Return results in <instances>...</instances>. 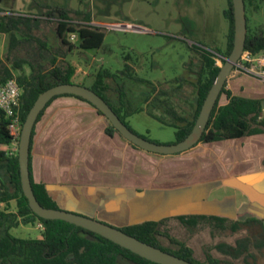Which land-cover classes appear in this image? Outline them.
Wrapping results in <instances>:
<instances>
[{
  "label": "crops",
  "instance_id": "crops-1",
  "mask_svg": "<svg viewBox=\"0 0 264 264\" xmlns=\"http://www.w3.org/2000/svg\"><path fill=\"white\" fill-rule=\"evenodd\" d=\"M13 8L7 11L21 15ZM77 77L74 83L83 84ZM228 90L233 96L264 99V83L245 75L234 74ZM188 91L187 85L181 92L193 101L184 116L191 121L197 109L195 86L192 96ZM227 103L223 96L220 104ZM108 126L105 116L73 96H59L45 108L35 125L29 169L33 184L44 187L57 209L119 229L148 221L180 224V218L189 217L200 218L199 223L222 219L239 223L240 229L264 225V132L199 142L164 156L110 135ZM1 150L16 154L18 145ZM15 207L12 202L11 210Z\"/></svg>",
  "mask_w": 264,
  "mask_h": 264
},
{
  "label": "trees",
  "instance_id": "trees-1",
  "mask_svg": "<svg viewBox=\"0 0 264 264\" xmlns=\"http://www.w3.org/2000/svg\"><path fill=\"white\" fill-rule=\"evenodd\" d=\"M244 1L248 28L245 50H249L258 56L264 51V30L252 31L249 28L248 12L250 10L259 11L264 0ZM227 2L228 6L224 11V17L229 23L226 50H215L226 58L232 52L235 37L233 1L227 0ZM70 14L71 11L68 9L51 6H46L45 12L40 17L23 14L11 15V11H0V34H9L6 59H0V87L10 79L17 81L22 91L23 124L37 98L43 92L57 85L74 83L76 68L67 61L65 52L61 54L64 49L70 54L75 50H95L103 46L105 33L99 27L78 26L72 22ZM86 20L91 22L90 18ZM51 22L56 23L55 35L59 41V47L55 51L52 50L47 41L35 33L41 30L42 24ZM66 34L76 35L77 44L71 41V37L68 40ZM200 56L201 70L194 83L197 109L191 121H187L184 117H178L180 125L170 123L153 114L148 107L145 109L152 118L161 124L175 128V143L183 141L191 133L204 101L221 69L215 64V54L203 50ZM126 79L141 81V78L135 75L134 67L126 65L118 73H112L109 70L98 71L94 75L92 85L87 88L102 97L121 121L132 130L127 119L145 110L141 106L136 108L131 106L124 83ZM81 85L86 87L84 84ZM152 89L153 93L159 90L156 86H153ZM60 96H73L86 101L75 95ZM223 96L228 101L225 105L220 104ZM93 107L104 116L100 110L95 106ZM263 108L264 99L233 96L225 85L200 142L210 143L263 133L264 119L260 118ZM44 110L40 113L37 122L43 116ZM7 126V121L0 110V203L5 204V208L0 209V264H157L76 225L62 220H46L38 217L30 208L29 201L22 189L18 153L10 155L9 152L1 150L3 145L12 144ZM107 132L110 135L119 134L122 137L110 122ZM33 135L34 130L32 138ZM130 144L140 149L136 145ZM32 187L37 200L43 207L57 209L44 187L37 186L33 182ZM12 202L16 203L14 211L11 210ZM199 221L200 218L196 217L180 218V222L187 227H194ZM208 221L223 229L227 227L226 220L210 219ZM38 223H42L44 226L39 239L21 238L13 234V230L22 224L36 225ZM160 226L161 224L158 222L148 221L121 230L142 242L193 264H198L193 249L176 238L165 235L172 244L178 246L176 251L164 248L159 239L163 236L160 232ZM229 227L236 232L241 225L232 223ZM223 247L220 246L219 248L222 249ZM247 248L248 239L239 242L238 247L234 250L236 251L233 254L234 258H237L242 250L246 252ZM230 249L233 251V248ZM208 264L234 263H223L218 258L209 257Z\"/></svg>",
  "mask_w": 264,
  "mask_h": 264
},
{
  "label": "rangeland",
  "instance_id": "rangeland-1",
  "mask_svg": "<svg viewBox=\"0 0 264 264\" xmlns=\"http://www.w3.org/2000/svg\"><path fill=\"white\" fill-rule=\"evenodd\" d=\"M46 6L68 9L74 24L99 27L105 33L99 49L61 52H65L67 61L76 68L77 79L90 87L98 71L118 73L131 65L135 75L141 78V81L124 80L131 106L140 107L149 101L147 107L153 114L179 125L178 117H184L186 108L193 103L191 97L185 98L180 90L188 85L192 96L194 81L201 70L197 50L225 51L227 46L229 23L224 17L227 0H0V11L14 7L15 13L27 16L42 15ZM248 17L252 31L264 30V2L259 11L250 10ZM87 18L91 22H87ZM55 28V22L44 23L41 30L35 32L54 51L59 47ZM3 35L0 34V59L5 60L9 38ZM70 37L66 34L68 40ZM73 43L77 44V40ZM156 85L161 92L154 95L152 88ZM127 122L133 131L151 142L161 145L176 142L174 127L165 126L146 113L128 118ZM173 223L160 226L161 245L176 251L178 246L166 236L178 239L193 249L198 264H208L209 257L223 263L264 264V225L254 229L243 227L235 232L230 224L223 229L208 220L192 228ZM13 234L41 238L37 224H22ZM245 239H248L247 251L242 250L234 258V250ZM220 246L224 247L220 249Z\"/></svg>",
  "mask_w": 264,
  "mask_h": 264
},
{
  "label": "water",
  "instance_id": "water-1",
  "mask_svg": "<svg viewBox=\"0 0 264 264\" xmlns=\"http://www.w3.org/2000/svg\"><path fill=\"white\" fill-rule=\"evenodd\" d=\"M234 6L235 37L232 52L228 58L225 57L224 65L210 89L198 119L191 133L181 142L171 145H161L151 142L129 129L110 107V105L93 90L80 84H61L43 92L36 100L30 110L22 128L18 145V157L22 189L29 201L30 208L40 218L46 220H62L76 225L93 233H96L115 244L139 255L140 257L157 264H193L173 254L149 245L128 235L121 229L110 226L98 220L77 215L71 212L43 207L37 200L30 177L29 156L33 130L40 113L47 107L48 103L60 95H75L83 98L100 110L109 122L128 142L140 149L164 156H172L188 151L197 145L209 123L211 114L224 89L225 84L231 77L235 65L245 50L247 39V17L244 0H232Z\"/></svg>",
  "mask_w": 264,
  "mask_h": 264
},
{
  "label": "built area",
  "instance_id": "built-area-1",
  "mask_svg": "<svg viewBox=\"0 0 264 264\" xmlns=\"http://www.w3.org/2000/svg\"><path fill=\"white\" fill-rule=\"evenodd\" d=\"M76 40V35H71V41ZM216 66L221 67L225 61V57L220 54L215 58ZM234 74L245 75L259 82L264 83V51L255 56L251 51L244 50L235 65L231 77ZM230 77V78H231ZM229 78V79H230ZM229 87V80L225 84ZM22 91L15 79L8 80L0 87V110L2 111L6 121L7 128L12 139V143H18L21 137L23 122H22ZM261 119H264V108L261 113ZM13 155V152H9ZM37 228L42 232L44 226L42 223L37 224Z\"/></svg>",
  "mask_w": 264,
  "mask_h": 264
},
{
  "label": "flooded vegetation",
  "instance_id": "flooded-vegetation-1",
  "mask_svg": "<svg viewBox=\"0 0 264 264\" xmlns=\"http://www.w3.org/2000/svg\"><path fill=\"white\" fill-rule=\"evenodd\" d=\"M216 49H212L211 51L210 50H205V51H208V52H211V53H213V54H215V55H217L218 53L215 51ZM197 52L200 54L201 53V51H198L197 50ZM197 78H198V76H197ZM197 80V79H196ZM187 83H189V81H186ZM195 82V81H194ZM183 88V87H182ZM180 91H182V89L180 90ZM160 92H161V90L159 89L158 91H156L155 93H153L154 95H156V94H160ZM152 97V96H151Z\"/></svg>",
  "mask_w": 264,
  "mask_h": 264
}]
</instances>
